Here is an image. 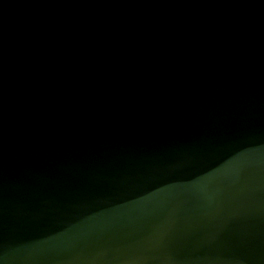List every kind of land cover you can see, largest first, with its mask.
Wrapping results in <instances>:
<instances>
[{
	"label": "water",
	"instance_id": "1",
	"mask_svg": "<svg viewBox=\"0 0 264 264\" xmlns=\"http://www.w3.org/2000/svg\"><path fill=\"white\" fill-rule=\"evenodd\" d=\"M0 264H264V0H0Z\"/></svg>",
	"mask_w": 264,
	"mask_h": 264
}]
</instances>
